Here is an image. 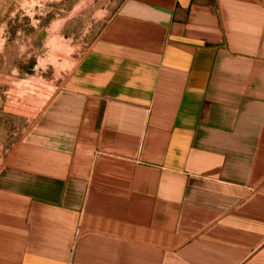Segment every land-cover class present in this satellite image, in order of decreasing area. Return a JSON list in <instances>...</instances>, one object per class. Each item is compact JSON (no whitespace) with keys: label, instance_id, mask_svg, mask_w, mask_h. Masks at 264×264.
Returning <instances> with one entry per match:
<instances>
[{"label":"crops","instance_id":"obj_1","mask_svg":"<svg viewBox=\"0 0 264 264\" xmlns=\"http://www.w3.org/2000/svg\"><path fill=\"white\" fill-rule=\"evenodd\" d=\"M0 264H264V0H126L0 168Z\"/></svg>","mask_w":264,"mask_h":264},{"label":"rangeland","instance_id":"obj_2","mask_svg":"<svg viewBox=\"0 0 264 264\" xmlns=\"http://www.w3.org/2000/svg\"><path fill=\"white\" fill-rule=\"evenodd\" d=\"M126 0H0V168Z\"/></svg>","mask_w":264,"mask_h":264}]
</instances>
